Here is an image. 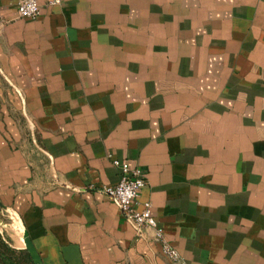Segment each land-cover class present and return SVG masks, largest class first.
<instances>
[{
    "label": "crops",
    "instance_id": "crops-1",
    "mask_svg": "<svg viewBox=\"0 0 264 264\" xmlns=\"http://www.w3.org/2000/svg\"><path fill=\"white\" fill-rule=\"evenodd\" d=\"M18 1L0 0V214L41 264H170L102 194L111 160L143 172L184 264H264V0H35L34 20Z\"/></svg>",
    "mask_w": 264,
    "mask_h": 264
},
{
    "label": "built area",
    "instance_id": "built-area-1",
    "mask_svg": "<svg viewBox=\"0 0 264 264\" xmlns=\"http://www.w3.org/2000/svg\"><path fill=\"white\" fill-rule=\"evenodd\" d=\"M16 10L20 18L34 20L38 16L39 6L35 0H19ZM110 163L118 171V181L112 186L102 187V194L118 209L122 220L133 229L137 238L150 233L164 259L170 264H184L176 250L164 240L160 227L151 215L150 203L138 201L139 191L145 183L143 172L117 160Z\"/></svg>",
    "mask_w": 264,
    "mask_h": 264
},
{
    "label": "trees",
    "instance_id": "trees-1",
    "mask_svg": "<svg viewBox=\"0 0 264 264\" xmlns=\"http://www.w3.org/2000/svg\"><path fill=\"white\" fill-rule=\"evenodd\" d=\"M0 264H32L24 250L9 247L0 235Z\"/></svg>",
    "mask_w": 264,
    "mask_h": 264
},
{
    "label": "rangeland",
    "instance_id": "rangeland-1",
    "mask_svg": "<svg viewBox=\"0 0 264 264\" xmlns=\"http://www.w3.org/2000/svg\"><path fill=\"white\" fill-rule=\"evenodd\" d=\"M0 221L4 224V226L0 225V235L2 236L4 242L9 247L13 248L14 246L10 240V237L14 236V233H21V228L16 221L12 222V219L3 213L0 214ZM19 243L22 245L21 235H19Z\"/></svg>",
    "mask_w": 264,
    "mask_h": 264
},
{
    "label": "water",
    "instance_id": "water-1",
    "mask_svg": "<svg viewBox=\"0 0 264 264\" xmlns=\"http://www.w3.org/2000/svg\"><path fill=\"white\" fill-rule=\"evenodd\" d=\"M0 208L2 206L0 205ZM1 222V221H0ZM2 223V222H1ZM21 240H22V250H24L32 264H41L38 254L33 248L30 240L28 239L27 233L21 228Z\"/></svg>",
    "mask_w": 264,
    "mask_h": 264
},
{
    "label": "bare ground",
    "instance_id": "bare-ground-1",
    "mask_svg": "<svg viewBox=\"0 0 264 264\" xmlns=\"http://www.w3.org/2000/svg\"><path fill=\"white\" fill-rule=\"evenodd\" d=\"M0 225L4 226V224H3V223H1V222H0ZM20 232H21V231H20Z\"/></svg>",
    "mask_w": 264,
    "mask_h": 264
}]
</instances>
